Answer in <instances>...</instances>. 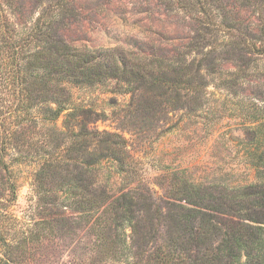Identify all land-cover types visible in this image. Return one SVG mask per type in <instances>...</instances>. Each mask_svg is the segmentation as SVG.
I'll use <instances>...</instances> for the list:
<instances>
[{
	"label": "trees",
	"instance_id": "trees-1",
	"mask_svg": "<svg viewBox=\"0 0 264 264\" xmlns=\"http://www.w3.org/2000/svg\"><path fill=\"white\" fill-rule=\"evenodd\" d=\"M159 1L182 13L187 34L153 51L73 46L64 32L80 15L65 0L27 29L9 15L21 10L0 3V264L63 252L70 264H264V0ZM210 87L242 120L256 181L229 189L183 172L163 197L140 178L125 136L96 128L105 114L73 96L131 95L113 111L121 130L177 112L206 118L208 130L220 119L206 109ZM29 162L33 204L18 218L12 164Z\"/></svg>",
	"mask_w": 264,
	"mask_h": 264
},
{
	"label": "rangeland",
	"instance_id": "rangeland-1",
	"mask_svg": "<svg viewBox=\"0 0 264 264\" xmlns=\"http://www.w3.org/2000/svg\"><path fill=\"white\" fill-rule=\"evenodd\" d=\"M55 1L58 0H0V3H8L13 9L21 10L19 16L9 15L13 23L19 24L18 29H27ZM65 1L80 15L64 32L73 46H120L134 51L140 48L153 51L154 46L169 49L187 34L186 28L180 25L182 13L172 14L159 0ZM243 17L255 21L251 13H244ZM208 90L211 96L206 109L214 111L210 118L215 113L220 117L216 125L208 130L206 118L188 119L183 112L169 113L168 116L159 114L154 118L139 116L136 117V122H139L134 126L136 129L121 130L126 122L118 120L124 118L117 119L113 111L128 104L131 95L104 93L95 88L75 91L73 96L76 104L105 114L94 125L96 128L125 136L131 153L137 159L140 178L156 196L163 197L166 188L162 185L178 174L183 175V172L188 179L229 189L241 188L256 181L254 169L241 144L244 137L240 124L242 120L225 114V109H230L231 105L220 89L210 87ZM63 120V117L59 119L58 126H62ZM12 165L18 184V200L10 211L18 218H25L26 211L33 204L32 183L37 165L30 162ZM107 169L113 170L110 166ZM62 255L60 259L64 261H46L38 257V261H23L22 264H70L68 252Z\"/></svg>",
	"mask_w": 264,
	"mask_h": 264
}]
</instances>
